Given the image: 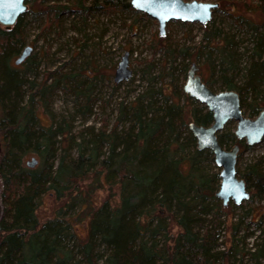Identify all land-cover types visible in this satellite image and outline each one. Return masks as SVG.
<instances>
[{"label": "trees", "instance_id": "16d2710c", "mask_svg": "<svg viewBox=\"0 0 264 264\" xmlns=\"http://www.w3.org/2000/svg\"><path fill=\"white\" fill-rule=\"evenodd\" d=\"M68 1L52 3L45 10L52 11L55 20L60 12H68ZM83 1L76 5L83 7ZM107 2L111 0H94L89 8H104ZM217 4L214 11H232L238 6L241 14L235 13V18L252 32L251 54L240 82L228 76L231 39L204 38L210 51L222 55L224 90L238 94L242 114L247 110L246 117L251 118L264 108V100L258 99L264 86V0L256 4L220 0ZM125 5L131 7L129 2ZM30 9L11 28L0 26V131L6 142V153L0 155V264H214L223 258L225 253L213 250L217 239L203 220L210 212L216 215L226 209L215 196L219 176L195 172L200 160L212 161L213 156L208 149H197L188 129L190 122L211 124V112L205 106L186 108L174 99L150 111L135 98L131 106L121 104L118 110L117 122L128 123L126 129L119 131L114 125L92 130L90 140H84L87 134L79 136L75 156L66 153V148L57 155L54 141L62 144L71 135L60 126L52 130L51 125L38 133L32 131L37 94L31 93L25 100V80L9 63L10 55L23 46L22 21ZM201 80L212 90L204 78ZM38 93L42 100L45 92L40 89ZM181 95L190 100L184 92ZM217 139L222 147L227 141L249 147L237 140L233 131L225 135L220 131ZM185 147L194 148L193 154L185 153ZM30 153L38 158L37 167L22 166ZM94 167L95 182L102 174L105 180L115 179L114 192L96 206L88 203L85 191L79 189ZM239 177L247 188L251 185L256 190L249 198L264 191V177L256 164ZM70 188L77 196L69 197L65 206L76 200L81 211H87L85 235L79 236L71 228L77 247L74 251L62 244L71 221L65 208L57 209L55 217L42 223L35 216L43 195L61 200L70 195Z\"/></svg>", "mask_w": 264, "mask_h": 264}, {"label": "rangeland", "instance_id": "374dc122", "mask_svg": "<svg viewBox=\"0 0 264 264\" xmlns=\"http://www.w3.org/2000/svg\"><path fill=\"white\" fill-rule=\"evenodd\" d=\"M65 1L37 0L33 3L29 0L27 6L32 9L22 21L23 46L9 57L10 65L16 67L25 80V100L31 93L37 94L36 119L30 124L32 131L38 133L40 128L51 125L53 130L60 126L72 137L62 144L54 141L57 155L66 148V153L75 156L79 151V136L87 134L84 140H90L88 133L92 130L103 126L112 128L114 125L119 131L126 129L128 123L117 122L118 110L121 104L131 106L135 98H140L150 111H155L170 99L184 103L186 108L191 106L200 110L202 104L192 98L186 100L181 95L190 65H197L196 74L204 78L214 92L224 90L222 82L226 80L221 71L225 68L221 62L222 55L218 51H210L204 38L218 40L226 36L231 39L229 52L232 54V65L228 76L236 82L243 79L251 54L252 32L235 18V13L241 14L238 6L232 11L213 10L211 20L204 26L196 22L169 21L165 34L160 36L157 21L132 7H126L125 3L129 0H111L106 8H89L94 0H84L83 7L76 5L78 0H69L68 12H60L54 20L53 12L45 10V7ZM197 1L217 3L220 0ZM249 1L256 4L258 0ZM27 46L31 48L30 55L20 64H15ZM126 51L129 53L132 76L116 84L113 81L114 70ZM40 89L45 92L42 100L38 97ZM262 90L259 100H264V86ZM251 98L247 97L246 102H250ZM244 115L248 116L247 110H244ZM254 117L256 115L251 116ZM235 125V121L229 120L222 128V134L233 131ZM234 144L227 141L223 147L229 150ZM193 150L192 147H185L184 152L193 154ZM5 153L6 142L0 131V155ZM32 157L38 161L35 167L40 165L38 158L30 153L22 160V166L26 167L25 163ZM203 160L196 165V173H219L213 160ZM253 164L259 167L264 177V136L258 144L239 147L238 175L247 172ZM94 169L89 170V176L81 182L79 189L85 191V200L96 206L114 192L115 179L105 180L102 174L99 176L101 180L95 182L97 171ZM248 190L252 195L256 192L251 185ZM74 193L75 190L70 188V195L61 200L45 194L39 199L35 211L37 220L42 223L55 217L57 209L65 208L71 221L69 233L62 244L73 251L77 247L76 240L70 236L71 230L74 227L79 236L85 235L87 214L86 209L81 211V203L76 200L65 206L69 197L77 196ZM217 200L221 204V200ZM75 213H79L77 217ZM213 213L204 217V226L214 231L217 245L213 250L225 253L214 264H264V191L238 206L230 202L223 212ZM101 248L98 249L101 251Z\"/></svg>", "mask_w": 264, "mask_h": 264}, {"label": "water", "instance_id": "95a60500", "mask_svg": "<svg viewBox=\"0 0 264 264\" xmlns=\"http://www.w3.org/2000/svg\"><path fill=\"white\" fill-rule=\"evenodd\" d=\"M29 0H0V26L11 28L17 19L26 12ZM131 7L145 13L157 21L158 33L165 34V26L169 21L199 23L204 26L211 20L212 11L218 7L217 3L200 2L197 0H129ZM31 53L30 47H25L15 64L23 62ZM197 65L192 63L187 71L182 91L206 107L212 114V123L207 126L188 124V129L195 139L198 150L208 149L212 152L213 161L219 168V187L215 192L216 198L221 200L223 207L228 203L238 206L249 198V190L236 170L239 146L233 145L229 150L222 147L217 139V133L222 130L229 120L236 122L233 134L236 139L244 140L252 146L261 142L264 136V108L254 118L246 117L240 108V99L236 92L224 90L214 92L210 90L201 77L196 74ZM129 68V53L126 51L118 61L114 70L113 81L119 84L131 78ZM38 161L35 157L25 165L34 168Z\"/></svg>", "mask_w": 264, "mask_h": 264}, {"label": "flooded vegetation", "instance_id": "af4514ba", "mask_svg": "<svg viewBox=\"0 0 264 264\" xmlns=\"http://www.w3.org/2000/svg\"><path fill=\"white\" fill-rule=\"evenodd\" d=\"M201 77V76H200ZM238 140V139H237ZM239 141H241V142H244V140H239ZM245 143V142H244ZM239 147H240V145H238ZM238 156V155H237Z\"/></svg>", "mask_w": 264, "mask_h": 264}]
</instances>
